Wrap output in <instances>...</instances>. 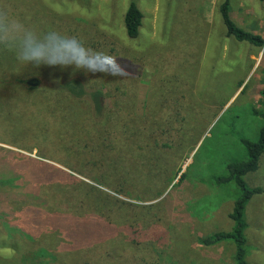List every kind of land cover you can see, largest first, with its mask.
I'll return each instance as SVG.
<instances>
[{
  "label": "rangeland",
  "instance_id": "374dc122",
  "mask_svg": "<svg viewBox=\"0 0 264 264\" xmlns=\"http://www.w3.org/2000/svg\"><path fill=\"white\" fill-rule=\"evenodd\" d=\"M224 1L0 0L38 32L98 33L119 63L111 75L33 67L0 45V264H235L233 241L203 239L234 226L239 189L217 179L246 161L242 139L259 140L264 49L227 34ZM131 2L144 14L136 39L124 27ZM230 10L264 38V1L231 0ZM73 79L82 99L59 88ZM120 103L123 118L150 125L151 135L128 129L148 150L119 139L107 116ZM46 164L55 168L50 182ZM245 181L264 188V155ZM245 220L246 260L264 264V194L247 204Z\"/></svg>",
  "mask_w": 264,
  "mask_h": 264
},
{
  "label": "trees",
  "instance_id": "16d2710c",
  "mask_svg": "<svg viewBox=\"0 0 264 264\" xmlns=\"http://www.w3.org/2000/svg\"><path fill=\"white\" fill-rule=\"evenodd\" d=\"M264 1V0H261ZM231 0H225L223 4L220 6V14L222 17L223 24L226 28L227 34L230 37H233L239 42H246L251 45H254L258 48L264 49V38L261 35L255 34L251 31H247L241 27H239L232 19L231 17ZM144 14L141 11V9L138 7V5L135 2H131L126 13L124 16V27L126 30V33L130 39H136L139 36L140 28L142 26ZM73 36L79 37L86 46L98 50L103 51V46L106 44V39L102 38L98 33L86 31V32H76L73 34ZM112 56V62L113 67H116L119 63H117L118 60L116 56H114L111 52L109 53ZM117 63V64H116ZM116 64V65H115ZM131 63H125V66L130 65ZM33 89L36 90L39 81L34 82ZM60 89L65 91V93H71L72 96L75 97V99H82L85 97L84 90L82 89L81 83L76 79H73L70 82H67L61 86H59ZM51 94H54V89L49 90ZM70 94V95H71ZM260 95L264 98V89L260 91ZM92 98V110L91 112L95 115L96 119L100 112L103 111L104 108V101H103V93L100 91H96L94 94L91 95ZM117 108H113L111 110H108V118L110 119V122L113 124L118 125V133H119V139L121 142L125 144H130L129 139H135V140H142L139 145V150L145 151L151 148V143L149 140L141 139L139 134L136 135L133 131H129L131 127H134L135 125L140 126L141 131L148 132L149 135H151V128L150 125L144 126L141 125V123H136L134 114L127 113V119L123 118V112L125 105L120 103L117 104ZM254 115L261 117L264 120V113L260 112L258 110H254ZM98 121V119H97ZM163 133H168L167 129H160L157 130ZM105 132H108L106 129ZM105 132L103 134H105ZM107 134H105L106 136ZM127 138V139H124ZM116 139V138H114ZM243 145L246 147L247 150V159L245 162H243L242 165L236 166L234 164H230L227 166L228 175L223 176L219 179H217V184L223 185V184H229L234 182L239 189V196L236 199L233 207V211L230 215L231 220L234 223V226L230 232H218L214 233L211 236L205 237L203 239V244L207 247L217 245L224 241H233L235 244V264H249L246 260L247 257V249H246V229H247V223L245 220V212L247 204L251 201V199L256 195L264 194V188L250 187L247 182L245 181V176L249 173H254L258 171L260 167V160L261 157L264 155V125L262 126L260 130L259 140L257 142H252L246 139H242ZM122 148H126V146L121 145ZM165 147L169 148L170 146L164 145ZM160 148V147H159ZM161 149V148H160ZM125 149H118L120 153L124 152ZM46 171H42L41 176L47 181H52V178L54 177V173L51 172L52 169H55L53 166L46 164L45 166ZM41 172V171H40ZM126 177V176H125ZM127 179V177H126ZM125 179V180H126ZM79 198V196H78ZM76 199L75 197H68L66 199L67 203V209L66 210H72L73 206L70 204L73 202V200ZM84 200V198H82ZM79 201V200H78ZM79 203L85 204L87 209L90 207V204L85 201H79ZM121 209V208H120ZM98 214V213H97ZM115 214V212H113ZM122 215V212H121ZM103 216V215H101ZM119 232V231H118ZM132 237V236H131ZM133 238V237H132ZM96 259V260H95ZM94 260L97 261L99 259L94 257ZM102 260H99L97 262H100Z\"/></svg>",
  "mask_w": 264,
  "mask_h": 264
},
{
  "label": "clouds",
  "instance_id": "9594fccd",
  "mask_svg": "<svg viewBox=\"0 0 264 264\" xmlns=\"http://www.w3.org/2000/svg\"><path fill=\"white\" fill-rule=\"evenodd\" d=\"M0 45L10 46L20 63L33 67H71L105 75L114 72L109 53L92 49L79 37L58 30L38 32L3 7H0Z\"/></svg>",
  "mask_w": 264,
  "mask_h": 264
}]
</instances>
